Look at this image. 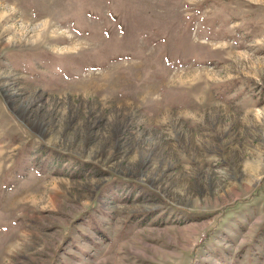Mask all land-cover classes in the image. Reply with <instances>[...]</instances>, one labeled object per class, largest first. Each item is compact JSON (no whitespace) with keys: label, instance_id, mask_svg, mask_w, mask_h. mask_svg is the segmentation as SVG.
Listing matches in <instances>:
<instances>
[{"label":"rangeland","instance_id":"374dc122","mask_svg":"<svg viewBox=\"0 0 264 264\" xmlns=\"http://www.w3.org/2000/svg\"><path fill=\"white\" fill-rule=\"evenodd\" d=\"M0 264H264V0H0Z\"/></svg>","mask_w":264,"mask_h":264}]
</instances>
